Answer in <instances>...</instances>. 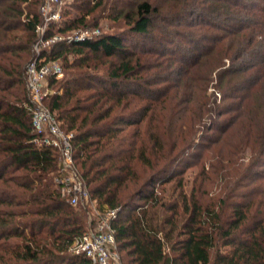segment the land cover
Here are the masks:
<instances>
[{"label": "trees", "instance_id": "16d2710c", "mask_svg": "<svg viewBox=\"0 0 264 264\" xmlns=\"http://www.w3.org/2000/svg\"><path fill=\"white\" fill-rule=\"evenodd\" d=\"M40 2L0 0V264H89L69 251L87 211L54 182L57 150L32 141L24 70ZM62 16L59 32L101 18L127 26L45 50L65 71L49 78L44 104L72 133L91 198L117 210L121 263L264 264V0H71ZM230 36L231 63L212 66L219 100L200 103L192 121L178 124L175 106L158 121L154 104L174 78Z\"/></svg>", "mask_w": 264, "mask_h": 264}, {"label": "built area", "instance_id": "2783aa9c", "mask_svg": "<svg viewBox=\"0 0 264 264\" xmlns=\"http://www.w3.org/2000/svg\"><path fill=\"white\" fill-rule=\"evenodd\" d=\"M63 4L62 0H41L40 22L34 29L32 55L24 70L26 106L35 133L32 141L37 146L52 147L57 150L60 171L54 176V182L64 199L72 206L84 208L87 213L91 209L92 215L90 214L85 231L72 240L69 251L83 255L88 259L89 264H122L112 225L117 210L101 208L91 198L74 164L72 133L63 131L59 121L44 104L45 97L54 92L49 86V78L59 79L63 72L60 62L47 57L45 50L59 42L69 44L83 41L94 38L100 33L98 27L57 31L63 22Z\"/></svg>", "mask_w": 264, "mask_h": 264}, {"label": "rangeland", "instance_id": "374dc122", "mask_svg": "<svg viewBox=\"0 0 264 264\" xmlns=\"http://www.w3.org/2000/svg\"><path fill=\"white\" fill-rule=\"evenodd\" d=\"M62 1L66 5L71 0H62ZM70 11H71V14L66 17H72L74 15H77L75 10L70 9ZM61 25L64 26L63 22ZM97 27L99 28L100 32L101 31L102 32H118V31H123V30L125 31L127 29V26L124 24L122 20L113 21V20H109L105 18L99 19ZM232 38L233 36L227 37L220 44H218L216 46L217 47L216 49H214L210 54H206V57L200 62V64L191 68L189 73L188 74L186 73L187 75L181 78V80L174 78V85L176 86L174 87V89L168 92V97L166 99L163 98L164 100L162 99L161 101H158V103L154 104V106L156 105L155 106V111H156L155 118L158 119V121L168 122V119L171 118L170 109L172 107L174 108V106H175L176 112H180V114L182 115L181 120L178 121V124L182 123V121L184 120L188 122L192 121L197 111L198 105L200 103H202L206 99H207V102H209L210 99L211 100L213 99L214 95L217 98V100H219L220 92L214 87V83L216 81V71L219 68H212V66L216 64V62L219 63V66L221 64L222 67L228 66L231 63V58H230L231 51L229 52L226 48H227V45H229V43L231 45H237L238 43L237 40L239 39V38H234L232 41H230ZM168 47H169V50L166 51L167 52L166 54L171 53L172 50L170 49L174 48L171 45H168ZM166 64L167 62L165 61L163 65H166ZM177 66H180V64H177ZM156 68L157 67L151 70L150 75H152V73H155V71H157L155 70ZM64 71L62 72L61 77H63ZM172 82L173 81L170 80L167 84L169 83L172 84ZM261 91L258 93H262ZM252 96L254 97L253 99H255V98H258L259 95H252ZM200 134H201V131L198 132L196 139L198 138ZM247 153H248V149H245L242 155V158H243L242 161L246 160L244 157L248 156ZM206 168H207V164H206ZM198 171H199V168L197 166H191L183 172L182 177H183V183H184V190L186 192H189L191 185H192V181L196 177ZM207 191L208 193L206 195V198L214 196L213 187L208 185ZM169 192H170V188H168V190L166 191L167 195ZM90 210L91 209H89L87 213L86 225H87L88 219L92 215L90 213Z\"/></svg>", "mask_w": 264, "mask_h": 264}]
</instances>
